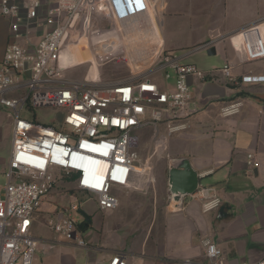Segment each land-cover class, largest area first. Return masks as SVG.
<instances>
[{
  "label": "built area",
  "instance_id": "built-area-1",
  "mask_svg": "<svg viewBox=\"0 0 264 264\" xmlns=\"http://www.w3.org/2000/svg\"><path fill=\"white\" fill-rule=\"evenodd\" d=\"M155 1L153 7L149 0H0L11 39L0 60V106L8 109L11 127L0 197V264L33 263L40 241L31 234L32 219L57 189L59 177L71 184L76 200L49 219L48 226L57 242L85 248L74 216L81 205L77 197L93 199L105 212L119 205L116 188L146 189L152 181L151 159L198 113L188 81L212 80L213 71L165 53L159 38L161 2ZM81 39L91 56L81 65H96L98 75L89 77L88 71L80 80H66L62 74L80 65L65 67L62 55ZM211 45L205 42L199 49ZM248 51L250 59L260 54ZM109 63L125 65L127 79L101 82L99 68ZM169 71L174 74L172 90L156 78H169ZM219 71L227 83H264V75L253 74L237 81L227 65ZM237 106L224 107L221 115L236 114ZM37 107L60 109V122L51 126L27 118L26 111ZM146 129L152 152L143 159L138 149L140 132ZM246 158L248 167H257L253 154ZM189 197L204 213L221 206L212 187L198 186ZM183 199L177 203L168 195L175 209ZM202 245L208 264H224L216 245L208 239ZM109 264H126L125 255L116 253Z\"/></svg>",
  "mask_w": 264,
  "mask_h": 264
},
{
  "label": "crops",
  "instance_id": "crops-1",
  "mask_svg": "<svg viewBox=\"0 0 264 264\" xmlns=\"http://www.w3.org/2000/svg\"><path fill=\"white\" fill-rule=\"evenodd\" d=\"M149 1L153 7L157 3ZM160 2L159 38L164 48L162 25L167 2ZM212 9L220 12L212 14V45L207 51L214 49L212 57L218 55V67L212 66V80L189 79L198 113L184 130L167 138L166 150L158 157L152 175L157 182L161 172L166 173L167 196L170 165L186 160L197 174L198 186L214 188L221 206L204 213L200 203L189 196L176 209L169 201L145 205L131 199V195L154 196L150 186L124 195L128 189L116 188L113 194L119 205L112 211H99L93 199L82 201L77 197L81 203L78 230L87 243L79 248L57 242L48 226V220L72 202L69 198L76 200L56 189L34 214L31 226L32 236L40 241L36 253H43L46 264H109L116 253L125 255L126 264H183L185 260L208 264L204 239L221 251L224 264L264 262V83H227L219 71L229 66L237 81L248 74L264 75V0H213ZM10 41L9 23L0 16V60ZM248 49L260 54L250 59ZM186 56L179 58L185 64H194L186 61ZM231 104H238V112L222 116V109ZM1 114L0 197L11 148L9 111L6 118ZM4 126L8 131L2 147ZM250 153L256 168L246 165ZM89 201L95 205L91 213L83 209ZM145 210L148 217L142 218Z\"/></svg>",
  "mask_w": 264,
  "mask_h": 264
},
{
  "label": "rangeland",
  "instance_id": "rangeland-1",
  "mask_svg": "<svg viewBox=\"0 0 264 264\" xmlns=\"http://www.w3.org/2000/svg\"><path fill=\"white\" fill-rule=\"evenodd\" d=\"M167 2L165 10L163 11V25L162 31L165 35L164 42V51L169 56L182 57L186 56V61L196 64V66L205 71L207 69L212 70L213 68L218 67L217 57L208 56L207 50L199 49V46L205 42H212V14H218L219 9H212L213 0H164ZM222 9V8H221ZM91 56L89 50L86 47L85 40L81 39L80 42L71 46L68 53L62 55V63L65 67H74L62 74L66 80L70 79H81L89 71V77H97L98 69L96 65L91 66L89 64H83V62L90 61ZM204 64H201V62ZM129 76V70L123 64L109 63L103 65L99 68V77L103 83L117 84L123 82ZM158 83L165 87L167 90H172L174 85V74L169 71V78H164L161 75H157ZM1 107V106H0ZM1 113L6 118L8 110L4 107L0 108ZM1 114V115H2ZM26 116L29 119H34L36 122L45 125L56 126L61 119V110L57 108L50 107H37L31 110L26 111ZM194 118V117H193ZM192 118V119H193ZM191 119V120H192ZM4 119L1 120L0 124ZM9 120V119H8ZM3 142H1L2 147L4 143V137L8 131L7 126H4L2 129ZM150 130L146 129L140 132V147L138 153L143 159L150 158L151 156V146L149 143ZM163 152L158 153L155 157L151 159V173L154 174L155 163L158 160ZM160 160V159H159ZM162 162V160H161ZM160 162V163H161ZM160 167L162 164L159 165ZM166 173L161 172V175L158 177L156 182L155 178L152 175V181L149 186L151 190H154V196L147 198L145 194L140 196L131 195V199L135 202H142L145 205L156 200L162 202H168V195L164 196L166 191ZM163 181V182H162ZM71 184L68 183V180L65 178H58L57 190L62 192L65 195H74L73 190L70 189ZM123 195L129 190L123 191ZM133 192V191H131ZM134 193H139L135 192ZM78 196V195H76ZM79 200L87 201V197L80 195ZM155 198V199H154ZM69 204L73 203L74 200L69 198ZM121 203V201H120ZM67 204V206L69 205ZM93 202L89 201L83 205V209L86 212H92L95 208ZM148 211L145 210L142 213V218L148 217ZM75 219L78 222L81 220V217L78 213H74ZM132 216V215H131ZM139 217V218H141ZM103 221H106V218L102 217ZM46 257L43 256V253H35L33 257L32 264H46Z\"/></svg>",
  "mask_w": 264,
  "mask_h": 264
},
{
  "label": "water",
  "instance_id": "water-1",
  "mask_svg": "<svg viewBox=\"0 0 264 264\" xmlns=\"http://www.w3.org/2000/svg\"><path fill=\"white\" fill-rule=\"evenodd\" d=\"M209 56L214 55V49L207 51ZM197 174L190 168L186 160H180L171 164L168 169V188L175 202H179L193 194L198 187Z\"/></svg>",
  "mask_w": 264,
  "mask_h": 264
},
{
  "label": "trees",
  "instance_id": "trees-1",
  "mask_svg": "<svg viewBox=\"0 0 264 264\" xmlns=\"http://www.w3.org/2000/svg\"><path fill=\"white\" fill-rule=\"evenodd\" d=\"M74 177H75V176H74V175H72V176H71V178H70V180H71V179H73ZM73 193H74V191H73Z\"/></svg>",
  "mask_w": 264,
  "mask_h": 264
}]
</instances>
